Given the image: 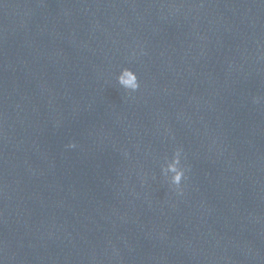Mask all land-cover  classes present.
I'll return each instance as SVG.
<instances>
[{
  "label": "water",
  "instance_id": "1",
  "mask_svg": "<svg viewBox=\"0 0 264 264\" xmlns=\"http://www.w3.org/2000/svg\"><path fill=\"white\" fill-rule=\"evenodd\" d=\"M0 264H264V0H0Z\"/></svg>",
  "mask_w": 264,
  "mask_h": 264
},
{
  "label": "clouds",
  "instance_id": "2",
  "mask_svg": "<svg viewBox=\"0 0 264 264\" xmlns=\"http://www.w3.org/2000/svg\"><path fill=\"white\" fill-rule=\"evenodd\" d=\"M118 84L123 87L125 90L128 91H136L138 88V82L137 77L135 74L130 71L129 69H123L121 71V74L117 77ZM73 145H69V147H72ZM180 153L177 151L172 159V162L167 165L166 168L162 169V173L164 175H167L168 173H171V185L175 186L177 189H179L182 178L186 177L184 176V170L179 168L180 165Z\"/></svg>",
  "mask_w": 264,
  "mask_h": 264
}]
</instances>
